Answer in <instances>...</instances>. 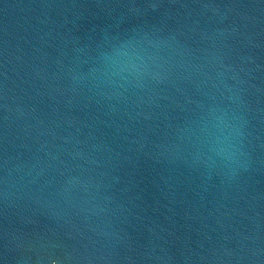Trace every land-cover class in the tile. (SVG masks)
<instances>
[{
    "label": "water",
    "instance_id": "obj_1",
    "mask_svg": "<svg viewBox=\"0 0 264 264\" xmlns=\"http://www.w3.org/2000/svg\"><path fill=\"white\" fill-rule=\"evenodd\" d=\"M0 264H264V0H0Z\"/></svg>",
    "mask_w": 264,
    "mask_h": 264
},
{
    "label": "clouds",
    "instance_id": "obj_2",
    "mask_svg": "<svg viewBox=\"0 0 264 264\" xmlns=\"http://www.w3.org/2000/svg\"><path fill=\"white\" fill-rule=\"evenodd\" d=\"M106 63L108 71L113 74L139 71L136 59L124 48L115 49L106 57ZM229 127L226 118L219 115L214 116L210 125L202 130L213 150L225 158H230L232 155L228 133Z\"/></svg>",
    "mask_w": 264,
    "mask_h": 264
}]
</instances>
